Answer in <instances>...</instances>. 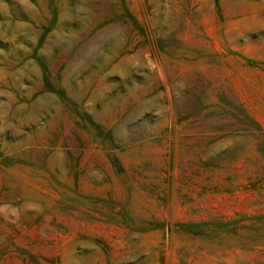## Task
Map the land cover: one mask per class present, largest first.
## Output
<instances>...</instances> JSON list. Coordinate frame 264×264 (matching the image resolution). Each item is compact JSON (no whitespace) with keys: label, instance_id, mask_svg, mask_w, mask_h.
Returning <instances> with one entry per match:
<instances>
[{"label":"rangeland","instance_id":"rangeland-1","mask_svg":"<svg viewBox=\"0 0 264 264\" xmlns=\"http://www.w3.org/2000/svg\"><path fill=\"white\" fill-rule=\"evenodd\" d=\"M0 264H264V0H0Z\"/></svg>","mask_w":264,"mask_h":264}]
</instances>
